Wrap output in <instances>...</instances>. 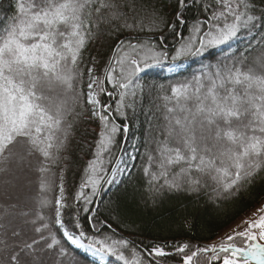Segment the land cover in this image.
Segmentation results:
<instances>
[{
	"label": "snow or ice",
	"instance_id": "obj_1",
	"mask_svg": "<svg viewBox=\"0 0 264 264\" xmlns=\"http://www.w3.org/2000/svg\"><path fill=\"white\" fill-rule=\"evenodd\" d=\"M102 37L108 56L91 55ZM74 151L88 159L69 184ZM133 179L147 211L219 209L264 183V0L0 11V264H264V202L211 243L140 239L138 209L110 207Z\"/></svg>",
	"mask_w": 264,
	"mask_h": 264
},
{
	"label": "trees",
	"instance_id": "obj_2",
	"mask_svg": "<svg viewBox=\"0 0 264 264\" xmlns=\"http://www.w3.org/2000/svg\"><path fill=\"white\" fill-rule=\"evenodd\" d=\"M10 3L11 0H0V11H5ZM101 44H103V48H101ZM90 48L94 49L91 52L93 56H98L102 53L104 57H107L110 52L103 37L100 42L90 45ZM145 107H148L147 101H145ZM141 119L143 118L141 117ZM129 122L131 123V121ZM94 130H98L95 123L85 122L80 124L76 134L77 139L81 141L92 140ZM79 156H83L84 160L88 159L82 152L74 151L72 153L70 170L67 173L69 184L76 178L75 169L79 166L76 163V159ZM142 186V179H133L128 183L126 190L117 191L113 189L110 203V207L117 210L125 208L138 209L133 217L135 219L134 227L137 230L133 235L135 238L140 239H151L153 236L171 238L176 235L178 239H192L194 242L199 241L207 244L213 241L227 226L235 222L237 218L260 204V201L264 198V183H261L253 187L249 192L244 193L240 198L228 202L219 209L206 203L203 199L198 204H193L191 201L181 198L180 201H166L161 210L147 211L142 207L138 208L142 195ZM182 204L188 205L186 211L176 213L171 211L172 208H178ZM190 223L194 227H192L191 234H186V226ZM140 233L145 235H140ZM148 233H152L153 236H147Z\"/></svg>",
	"mask_w": 264,
	"mask_h": 264
},
{
	"label": "rangeland",
	"instance_id": "obj_3",
	"mask_svg": "<svg viewBox=\"0 0 264 264\" xmlns=\"http://www.w3.org/2000/svg\"><path fill=\"white\" fill-rule=\"evenodd\" d=\"M262 202H264V198L260 201V204H261ZM260 204H258L255 208H253V209L247 211L245 214H243V215H241L239 218H237V219L235 220V222L231 223V224H230L229 226H227L223 231H221V232L217 235V237H218L220 234H222L224 231H226L229 227H234L237 223H239V222L241 221V219H243V218L247 217L248 215H250L253 211L256 210V208H258V207L260 206ZM217 237H216L214 240H216ZM214 240H213V241H214ZM211 242H212V241H211ZM211 242H209V243H211Z\"/></svg>",
	"mask_w": 264,
	"mask_h": 264
}]
</instances>
